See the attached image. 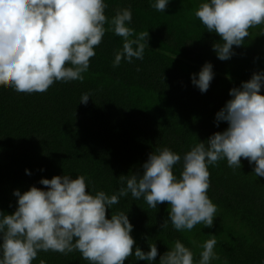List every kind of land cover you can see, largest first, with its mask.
<instances>
[{
  "label": "trees",
  "instance_id": "trees-1",
  "mask_svg": "<svg viewBox=\"0 0 264 264\" xmlns=\"http://www.w3.org/2000/svg\"><path fill=\"white\" fill-rule=\"evenodd\" d=\"M105 15L117 7H131V27L148 31L143 59L123 58L112 66L113 53L121 38L106 30L95 55L89 58L82 81H54L44 92H16L0 84V211L16 207L14 189L21 192L41 177L83 174L93 189L111 193L120 187L118 177L142 171L148 153L168 146L183 153L198 140H205L227 127L214 122L215 112L230 98L228 90L238 87L253 72L264 71V25L249 28L242 44L233 45L226 60L215 55L212 44L220 37L208 32L194 15L199 0H169L164 12L150 7L149 0H105ZM107 29V24H105ZM208 61L214 73L209 87L200 92L190 74ZM264 94V87L260 89ZM90 93L80 103L81 93ZM254 163V162H253ZM28 169V174L25 173ZM42 169V170H41ZM178 175L180 164L173 166ZM207 194L216 204L211 227L197 224L190 232L177 231L167 219V202L149 208L143 198L130 194L106 209L123 211L133 225L130 235L147 250L155 243L159 255L179 239L199 249L191 240L202 242L208 233L216 235L214 250L228 264H260L264 259V177L252 173V165L241 158L240 169L220 160L208 166ZM88 264L76 250L67 254L40 251L32 264ZM146 264L129 256L124 264ZM212 264H218L213 261Z\"/></svg>",
  "mask_w": 264,
  "mask_h": 264
},
{
  "label": "clouds",
  "instance_id": "clouds-1",
  "mask_svg": "<svg viewBox=\"0 0 264 264\" xmlns=\"http://www.w3.org/2000/svg\"><path fill=\"white\" fill-rule=\"evenodd\" d=\"M168 4L169 0H149L157 11L164 12ZM107 7L105 0H0V84L32 93L46 91L54 81H82L106 30L121 38L113 67L122 58L129 63L143 59L148 31L135 32L130 26V6L117 7L111 16L105 15ZM194 15L208 32L220 37L212 48L218 59L226 60L234 54L232 46L241 45L249 35L250 27L264 25V0H199ZM260 31L264 33V28ZM213 75L211 63L205 61L190 74V82L204 92ZM262 87L264 71H257L230 88V98L215 112L214 120L226 121L227 127L182 154L168 146L151 151L140 165L142 171L120 175V187L111 193L93 189L83 174L73 178L65 173L41 177L38 183L46 188L14 189V211H0V264H32L38 252L49 250L62 254L76 250L88 264H124L129 256L153 264L155 243H148L146 251L138 245L133 248V225L126 212L111 211L106 217V209L128 194L142 197L149 208L167 202L168 217L161 229L169 223L182 232L197 224L211 227L217 206L207 194L209 165L223 159L236 170L246 158L255 177H264ZM89 97L90 93H81L79 102L86 103ZM177 163L178 175L173 170ZM207 236L202 242L190 241L199 249L198 258L176 239L159 255L158 264H228L214 250L216 235ZM37 264L46 262L40 259Z\"/></svg>",
  "mask_w": 264,
  "mask_h": 264
}]
</instances>
